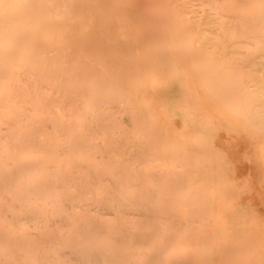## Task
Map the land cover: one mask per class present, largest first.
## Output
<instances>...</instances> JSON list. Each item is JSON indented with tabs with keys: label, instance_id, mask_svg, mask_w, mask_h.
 <instances>
[{
	"label": "bare ground",
	"instance_id": "obj_1",
	"mask_svg": "<svg viewBox=\"0 0 264 264\" xmlns=\"http://www.w3.org/2000/svg\"><path fill=\"white\" fill-rule=\"evenodd\" d=\"M0 264H264V0H0Z\"/></svg>",
	"mask_w": 264,
	"mask_h": 264
},
{
	"label": "rangeland",
	"instance_id": "obj_2",
	"mask_svg": "<svg viewBox=\"0 0 264 264\" xmlns=\"http://www.w3.org/2000/svg\"><path fill=\"white\" fill-rule=\"evenodd\" d=\"M17 178V176L16 177H13V179L15 180ZM19 258H22V255L21 256H19Z\"/></svg>",
	"mask_w": 264,
	"mask_h": 264
}]
</instances>
